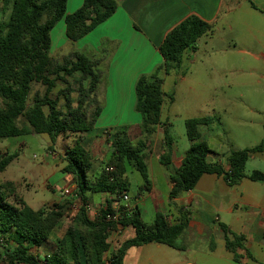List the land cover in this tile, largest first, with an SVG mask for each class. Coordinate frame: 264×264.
Here are the masks:
<instances>
[{
    "label": "trees",
    "instance_id": "trees-1",
    "mask_svg": "<svg viewBox=\"0 0 264 264\" xmlns=\"http://www.w3.org/2000/svg\"><path fill=\"white\" fill-rule=\"evenodd\" d=\"M67 0H0V140L45 134L49 138V150L57 138L67 141L62 171L72 177L75 185L72 199L81 203L78 211L66 225L65 231L55 243L48 244L52 232L65 218L70 201H62L51 208L31 210L16 193L13 183H0V237L6 264H122L127 249L154 243L183 250L177 240L186 226L181 216L177 223H170L157 214L152 224H145L137 208L127 210L120 206L117 222L107 221L114 215L113 203L128 191L125 177L127 167L136 170L145 185L148 183L145 150L156 128L162 126L163 151L159 162L167 167L171 162L172 138L169 125L160 121L164 101L162 79L158 76L168 67H178L184 51L194 49L196 41L210 33L211 27L201 19L190 16L171 29L158 47L163 64L150 75H139L133 85L134 112L140 117V138L132 142L124 128L107 129L109 158L95 175L93 159L83 146V134L92 130L100 114L99 108L88 114L93 104L99 74L95 63L77 52L69 54L64 65L52 66L47 57L50 33L60 22L64 37L76 42L109 19L117 9L115 0H82L81 6L66 14ZM78 76L76 99L64 97L65 110L58 107V98L50 97L55 81L63 77ZM51 76H55L52 78ZM63 76V77H61ZM45 87L42 96L30 98L33 83ZM83 82H87L83 85ZM168 97V96H167ZM171 99V96L169 100ZM21 119L22 124L17 125ZM211 123L210 118H194L185 121V133L190 146L180 167L170 175L172 188L169 198L192 190L201 176H222L229 185L245 177L244 168L250 155L264 150L261 142L252 148L232 150L227 156L228 169L209 163L210 150L202 139L201 128ZM264 128V124H263ZM17 157V153L0 154V173ZM106 168H111L106 172ZM252 181H264V175L252 171ZM88 192L111 194L105 208L89 218ZM12 201H9V198ZM116 224L133 230V238L125 240L107 261L103 259L108 250L107 238ZM223 234L224 248L234 263L256 261L244 245V237L231 232L227 226L218 225ZM50 253L39 256L32 249L48 247Z\"/></svg>",
    "mask_w": 264,
    "mask_h": 264
},
{
    "label": "crops",
    "instance_id": "crops-1",
    "mask_svg": "<svg viewBox=\"0 0 264 264\" xmlns=\"http://www.w3.org/2000/svg\"><path fill=\"white\" fill-rule=\"evenodd\" d=\"M115 1L117 2L115 13L86 36L76 42L68 41L64 37L66 42L75 45L73 52L82 54L95 63L96 72L99 74L95 93L100 114L93 129L83 134L81 143L93 159L95 175H98L109 158L107 129L124 128L127 138L132 142L140 138L139 124L120 125L122 124L119 123L120 115L135 113L133 85L137 77L143 74L150 75L163 64L158 47L166 34L187 17L195 16L201 19L210 25L211 31L196 41L194 49L184 51L181 60L185 56L194 63L200 57V50L208 57L219 56L224 60L229 59L233 54L242 55L259 67L252 69L257 77V84L264 82V0ZM81 4L82 0H67L66 14L78 9ZM221 32L235 33L232 46L223 48L216 46L214 36ZM171 68L179 70L181 62L178 67ZM251 126L250 123L243 125L252 130ZM260 126V133L258 130L255 131V140L250 134L251 144H245L248 145L247 148L264 143V128L263 125ZM204 128L205 132L203 133L201 129V135L203 141L208 144L209 125ZM248 134L249 131L246 130L244 137L246 138ZM171 138V162L165 167L159 162L160 156L164 153L162 126L156 128L145 150L148 183L146 185L144 183L139 190L134 203L131 204L129 198L127 206L129 209L137 208L142 221L147 225L152 224L157 214L170 223H177L180 217L184 216L186 226L177 240V245L182 246L183 250L154 243L144 244L127 249L122 264H236L231 254L224 248L219 224L244 237V245L248 252L256 261L264 264V181H252L247 178L252 171L264 175V150L250 155L247 163L252 161L259 166L248 172H245L244 168L245 177L236 184H227L222 176L205 174L200 177L192 190L170 199L172 184L169 177L180 167L190 146L187 139L179 148L175 139ZM44 142L47 147L50 146L47 135L44 137ZM220 142L209 149L207 161L227 170V156L232 150L224 149ZM63 143L67 144V141L63 140ZM22 146L23 144L19 147ZM13 165L16 167L10 171L6 180L19 178L29 183V190L26 192L20 190V196L31 210H37L43 202L53 203L47 208L59 204L62 199H66L62 191L74 186L72 177L62 171L64 166L62 159L59 160V164L51 167L47 164H31L25 160L20 162L17 155L2 172ZM128 169L134 170L131 167H127ZM56 172L62 175L60 181L63 182V186L57 193L58 197H46L45 191L50 192L52 196L55 193L50 178L54 177ZM64 176L67 178L65 179ZM127 182L129 190L128 178ZM34 193H37L36 197ZM95 194L96 202L89 197L87 206L89 218L98 215L105 208L106 202L113 197L106 192ZM125 194L130 197L128 191ZM138 203L142 205L143 211L139 209ZM116 206L114 202L113 208ZM146 217L149 222H145ZM128 231L131 234L133 232L130 228H122L118 233L109 232L107 238L109 247L103 256L104 260L116 252L125 240L133 238L132 235L126 236L129 234ZM193 238L202 240L200 246L189 243ZM50 247L48 245V247L34 248L32 251L43 256L50 253ZM239 264L255 263L242 260Z\"/></svg>",
    "mask_w": 264,
    "mask_h": 264
},
{
    "label": "rangeland",
    "instance_id": "rangeland-1",
    "mask_svg": "<svg viewBox=\"0 0 264 264\" xmlns=\"http://www.w3.org/2000/svg\"><path fill=\"white\" fill-rule=\"evenodd\" d=\"M234 37L235 33L221 32L214 36V43L218 48L232 46ZM220 39L223 42L220 43ZM74 49L75 45L66 42L64 39L63 23L60 22L50 33V47L46 53L52 62V66L64 65L69 54ZM205 54L200 50V57L194 63L190 62V58L183 56L182 60H180L181 68L179 70L169 66L167 73L164 72V69L159 72L158 76L162 79V90L165 94L160 111V121L169 125L168 134L175 139L179 148L187 141L185 121L206 117L211 119L208 128L210 140L207 141L209 149L214 145H218L220 141L224 149H245L248 146L245 144H251V135L253 140H255V131L258 130L260 133V125L264 123V82L257 84V77L252 71L258 66L242 55L233 54L229 56V59L224 60L219 56L208 57ZM51 77L55 78V76ZM77 80L78 76L74 75L55 81L50 97L52 99L58 98V107L61 110H65V96L73 101L76 99ZM86 84L87 82H83V85ZM44 92V86L37 82L33 83L29 99L35 95L42 96ZM170 96L171 99L169 100ZM93 101V104L88 109V114L98 108L99 103L96 93ZM120 118L119 123H122L120 125H138L140 123V117L137 113H124L120 115ZM16 123L20 126L22 120L19 119ZM247 123L252 125V130L243 127ZM204 127L201 128L203 133L205 132ZM246 130L249 131V134L245 138L244 132ZM44 137L46 135L32 133L23 137L0 140V154L16 152L20 162L25 160L35 165L47 164L54 167L59 164L67 144H64L61 138H57L52 146V151H50L44 142ZM247 139L250 140L246 141ZM21 144L23 146L20 148ZM255 166H259V164L256 165L254 162L249 161L245 165V172L253 170ZM15 167L16 165H13L0 173V183H13L16 193L22 198L20 190L25 192L29 190V183L19 178H13L12 181L6 180L10 171ZM64 177L65 179L67 178V176ZM60 178H62V175L58 172L55 173L54 177L50 178V184L52 187L54 186L55 193L52 196L50 192L45 191L46 197H58L57 193L63 186ZM127 178L130 184L128 190L129 202L132 204L137 197V193L144 185V181L138 172L130 169L127 170ZM87 195L92 201L96 202V194L88 192ZM34 196L36 197L37 193H34ZM23 197L25 198V195ZM65 200L70 201L66 210L67 214L61 225L52 232L48 241L50 245L55 243L56 238L63 235L66 225L81 206L80 202L74 201L72 198L62 199L59 203ZM9 201H12L11 197ZM52 204L43 202L38 209L52 206ZM138 204L139 209L143 211L142 205ZM118 206H121L120 203ZM145 222H149L147 217ZM129 234L126 236L131 237L132 235L133 237V232L132 234L129 232ZM4 242L0 237V264H6L2 249V246H6ZM189 243L200 246L199 244L202 243V240L193 238ZM107 260L108 258L106 257L105 261Z\"/></svg>",
    "mask_w": 264,
    "mask_h": 264
},
{
    "label": "built area",
    "instance_id": "built-area-1",
    "mask_svg": "<svg viewBox=\"0 0 264 264\" xmlns=\"http://www.w3.org/2000/svg\"><path fill=\"white\" fill-rule=\"evenodd\" d=\"M111 170H112L111 168H106V169H105L106 172H110ZM74 187H75V185H74L72 188L64 189V190L62 191V195H63V197H66V198H72L71 195H72V192H73V190H74ZM117 199H118V201L116 202L117 206L113 208V209L115 210V214H114V215H107V216H106L107 221H115V222L118 221V219H119V217H120V215H121V213L118 211V210H119V207H120V206H118L119 203H120L121 206L126 207L127 210H130V209L128 208V206H127V203H128V201H129V197L127 196V194H122V195H121L119 198H117ZM121 229H122V228H121L118 224H116V228H115V230L110 231V232H112V233H113V232L118 233Z\"/></svg>",
    "mask_w": 264,
    "mask_h": 264
}]
</instances>
